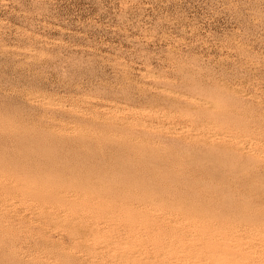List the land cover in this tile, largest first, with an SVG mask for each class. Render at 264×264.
<instances>
[{
  "label": "rangeland",
  "instance_id": "374dc122",
  "mask_svg": "<svg viewBox=\"0 0 264 264\" xmlns=\"http://www.w3.org/2000/svg\"><path fill=\"white\" fill-rule=\"evenodd\" d=\"M263 246L264 0H0V264Z\"/></svg>",
  "mask_w": 264,
  "mask_h": 264
},
{
  "label": "bare ground",
  "instance_id": "6f19581e",
  "mask_svg": "<svg viewBox=\"0 0 264 264\" xmlns=\"http://www.w3.org/2000/svg\"><path fill=\"white\" fill-rule=\"evenodd\" d=\"M211 172H212V171H211ZM216 178H217V177H216ZM235 244H236V243H235ZM241 245H242V244H241ZM241 245H240V246H241ZM260 245H261V244H260ZM254 246H255V245H254ZM252 247H253V246H252ZM256 247H258V246H256ZM263 247H264V246H263ZM247 248H248V247H247ZM247 248H246V249H247ZM244 249H245V247H244ZM244 249H242V250H244ZM263 249H264V248H262V250H263ZM251 250H254V249H251ZM245 251H246V250H245ZM258 251H259V250H258ZM263 251H264V250H263ZM247 252H248V251H247ZM250 252H251V251H250ZM254 253H255V251H254ZM207 258H208V257H207Z\"/></svg>",
  "mask_w": 264,
  "mask_h": 264
}]
</instances>
